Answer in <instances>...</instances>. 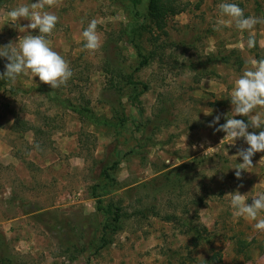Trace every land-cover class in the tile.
Segmentation results:
<instances>
[{
	"label": "rangeland",
	"instance_id": "374dc122",
	"mask_svg": "<svg viewBox=\"0 0 264 264\" xmlns=\"http://www.w3.org/2000/svg\"><path fill=\"white\" fill-rule=\"evenodd\" d=\"M163 1L175 11L162 32L150 0H62L45 9L59 18L46 39L73 72L66 85L0 80V264H264V232L225 196L251 204L264 191V152L237 179L232 156L247 144L215 131L235 79L264 59V23L219 25L218 5L264 18V0ZM35 2L0 0V47L27 35L29 21L6 13ZM93 19L101 46L90 52L82 32ZM107 205L117 222L97 210Z\"/></svg>",
	"mask_w": 264,
	"mask_h": 264
},
{
	"label": "clouds",
	"instance_id": "9594fccd",
	"mask_svg": "<svg viewBox=\"0 0 264 264\" xmlns=\"http://www.w3.org/2000/svg\"><path fill=\"white\" fill-rule=\"evenodd\" d=\"M61 3L62 0H37L35 3L19 5L6 13L13 24L19 25L21 20H28L29 23L23 27L19 25V31L27 32V35L18 39V46L17 43L9 42L8 45L0 47V57L8 61L5 71L0 74V80L14 83L22 74H30L33 78L38 77L41 83L51 89L66 85L73 72L64 57L54 51L50 47V41L46 39L53 34L59 18L45 9L56 8ZM218 8L221 17L226 18L222 19L219 25H234L241 32H252L257 24L264 23V18L245 17L244 10L234 3H221ZM31 30H38L39 34H30ZM82 37L84 49L95 52L100 48L95 19L83 30ZM246 43L248 49L256 46L253 36H249ZM230 101L232 113L225 117L226 122L216 127L215 131L225 133L221 141L227 140L230 145H234L235 141L241 138L247 144L246 149H240L232 156L235 160H242V163L236 164L234 168L235 177L240 179L242 172H251L254 168V154L264 152V130L258 134L248 131L249 126L253 129L264 128V59H252L251 67L246 68L242 75L235 79ZM211 112L212 110L208 109L207 115ZM235 116L247 117L248 123L233 118ZM220 118V115H216L208 126L219 124ZM225 196L230 198V207L235 218L253 221L254 229L264 232V191H258L251 204L246 203L248 194H241L238 190Z\"/></svg>",
	"mask_w": 264,
	"mask_h": 264
},
{
	"label": "trees",
	"instance_id": "16d2710c",
	"mask_svg": "<svg viewBox=\"0 0 264 264\" xmlns=\"http://www.w3.org/2000/svg\"><path fill=\"white\" fill-rule=\"evenodd\" d=\"M166 1H168V0H166ZM138 3H139V0H135L134 4L137 5ZM166 3H168V2H165L163 0H150L149 7H148L149 16H151L152 20H154V22H156L157 28L160 29V31H162V32H163V26H164V22L162 20L164 18L165 13L170 12L171 14H174V11H175L173 7H171L169 5L167 6ZM141 64H143V65L146 64V60L144 58H143V63H141ZM85 111L91 120H93V121L97 120L96 118L92 117L91 113L88 114L89 111L87 109H85ZM97 122L109 125L107 121L101 120V121H97ZM104 176H106V178H108V175L106 172H104ZM97 203L99 204V201H97ZM97 210H99L101 212L104 211L108 215L106 220L111 218L112 222L118 221V218H119L118 216H119V212H120L119 209H116L117 211H115L113 213L110 209V206L107 205L106 208L98 206ZM107 226L109 227V223Z\"/></svg>",
	"mask_w": 264,
	"mask_h": 264
}]
</instances>
